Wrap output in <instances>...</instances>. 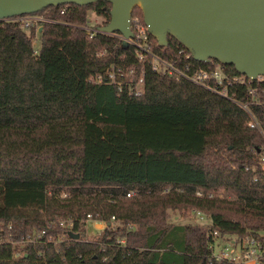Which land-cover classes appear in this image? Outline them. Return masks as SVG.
Instances as JSON below:
<instances>
[{"label":"trees","instance_id":"16d2710c","mask_svg":"<svg viewBox=\"0 0 264 264\" xmlns=\"http://www.w3.org/2000/svg\"><path fill=\"white\" fill-rule=\"evenodd\" d=\"M108 9L48 6L35 13L40 28L0 20V264H225L210 258L204 228L170 222L169 211H200L220 235L264 234V104L250 105L261 132L249 129L246 96L153 73L130 45L88 38V12L99 27ZM130 24H143L136 7ZM148 39L162 59L186 52L173 37L162 47ZM110 65L143 68L142 94L90 81ZM86 215L105 227L85 237ZM32 231H42L37 242L20 243Z\"/></svg>","mask_w":264,"mask_h":264},{"label":"water","instance_id":"95a60500","mask_svg":"<svg viewBox=\"0 0 264 264\" xmlns=\"http://www.w3.org/2000/svg\"><path fill=\"white\" fill-rule=\"evenodd\" d=\"M98 1L109 4V19L99 27L101 32L131 37L130 13L136 7L158 46H165L170 36L195 61L212 59L252 79L264 75V0H0V20L48 6Z\"/></svg>","mask_w":264,"mask_h":264},{"label":"built area","instance_id":"2783aa9c","mask_svg":"<svg viewBox=\"0 0 264 264\" xmlns=\"http://www.w3.org/2000/svg\"><path fill=\"white\" fill-rule=\"evenodd\" d=\"M66 10L62 6L58 13L62 14ZM18 23L22 28L27 29L30 26L40 28V23L45 21L41 15L29 14L8 19ZM99 22L89 23L88 19L83 27L88 38L96 33H102L110 37H115L118 42L128 44L132 47L135 62L140 66L147 64L149 70L153 73L164 75L175 81H186L200 87L214 95L220 97H228L236 93L246 96L247 99L238 105L245 111L247 120L246 126L261 132V123L254 116L250 109V105L264 104V75H256L253 79L232 72L225 65L217 63L213 68L203 70L197 67L189 52L179 50L176 57L172 60H165L155 55L151 50V42L148 39V33L143 24H134L131 26V37L123 38L118 33L101 32L97 25ZM100 52L99 55H102ZM91 82L99 84L105 82L116 86L118 92H123L127 96L139 97L143 92V68L136 72L134 67L125 70L115 68L110 65L104 74V77L95 76L90 79ZM248 170V168H245ZM252 171L254 169H251ZM257 171L260 175H264V148L258 158ZM255 179V176L253 177ZM132 192L126 194L129 197ZM200 196V192L195 193ZM63 197L67 196L62 194ZM211 195H209L210 197ZM190 224L204 228L205 237L209 242L210 258L214 262H223L225 264H264V234L246 233L241 237L227 234L220 235L216 230L211 228L209 218L200 211H191L189 217ZM110 220H113L111 218ZM83 234L87 225H90L97 232L105 227L102 220H92L88 215L81 220ZM72 221L63 220L58 222V226L65 232H72ZM42 235L41 232L32 231L25 236L20 243L33 244ZM86 237V235H84ZM223 242L220 244L219 241Z\"/></svg>","mask_w":264,"mask_h":264},{"label":"rangeland","instance_id":"374dc122","mask_svg":"<svg viewBox=\"0 0 264 264\" xmlns=\"http://www.w3.org/2000/svg\"><path fill=\"white\" fill-rule=\"evenodd\" d=\"M88 22L89 23H93V22H99V19L95 16H93V14H91L90 12H88ZM39 46V36L38 34L35 35V38L33 39V42H32V47L34 50H37ZM62 194H66L67 193L65 191H62L61 192V196ZM225 195L224 194H220V197H224ZM63 197V196H62ZM189 217V216H188ZM187 217V218H188ZM187 218H181L178 216V214L176 212H171L169 211V221L170 222H173V223H182V224H186V223H191L189 219ZM98 232L93 229L90 225H87L86 229L84 230V235H86V237H89V236H92V235H96ZM223 241L220 240L219 243L221 244Z\"/></svg>","mask_w":264,"mask_h":264}]
</instances>
